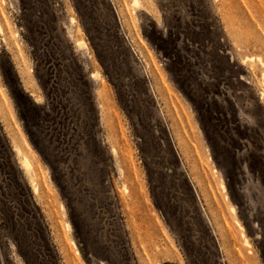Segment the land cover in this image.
I'll return each mask as SVG.
<instances>
[{
  "label": "rangeland",
  "instance_id": "374dc122",
  "mask_svg": "<svg viewBox=\"0 0 264 264\" xmlns=\"http://www.w3.org/2000/svg\"><path fill=\"white\" fill-rule=\"evenodd\" d=\"M0 264H264V0H0Z\"/></svg>",
  "mask_w": 264,
  "mask_h": 264
},
{
  "label": "bare ground",
  "instance_id": "6f19581e",
  "mask_svg": "<svg viewBox=\"0 0 264 264\" xmlns=\"http://www.w3.org/2000/svg\"><path fill=\"white\" fill-rule=\"evenodd\" d=\"M24 160V163L23 164H25L24 166H26V168L27 167H29L30 168V166H31V163H30V161H29V159L27 158V156L26 155H24V158H23ZM244 243V245H246L245 243H246V239H245V241H243ZM248 245V244H247ZM239 255V254H238ZM240 258V257H239ZM239 260H241L242 261V259L240 258Z\"/></svg>",
  "mask_w": 264,
  "mask_h": 264
}]
</instances>
